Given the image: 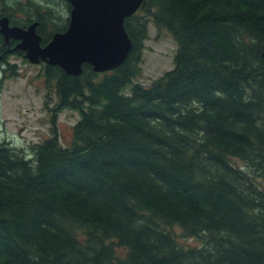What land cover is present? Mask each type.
<instances>
[{
    "label": "trees",
    "instance_id": "16d2710c",
    "mask_svg": "<svg viewBox=\"0 0 264 264\" xmlns=\"http://www.w3.org/2000/svg\"><path fill=\"white\" fill-rule=\"evenodd\" d=\"M47 8L0 0V19L39 21L45 45L69 23ZM150 16L177 41L175 65L126 94ZM125 27L116 69L42 63L52 135L32 157L0 143V264H264V0H144ZM3 52L25 57L1 39ZM64 109L81 114L67 147Z\"/></svg>",
    "mask_w": 264,
    "mask_h": 264
},
{
    "label": "rangeland",
    "instance_id": "374dc122",
    "mask_svg": "<svg viewBox=\"0 0 264 264\" xmlns=\"http://www.w3.org/2000/svg\"><path fill=\"white\" fill-rule=\"evenodd\" d=\"M25 1V0H24ZM41 3L45 10L47 5L53 10V17L67 19L70 16L64 0H33ZM22 8L27 10V6ZM20 13H24L23 10ZM22 16V15H21ZM147 24V38L144 40L141 57V74L125 88L131 92L132 85L143 83L150 85L154 79L171 70L175 65L178 43L167 29L159 30L152 16ZM0 35V41H1ZM8 63L0 61V143L7 142L17 150L32 157V146L43 142L52 135V118L57 99L52 88V100L45 105L49 91L46 88L42 64H33L26 57L10 53ZM17 71V75L13 72ZM80 111L64 109L57 115L61 144L70 146L73 140L74 125L80 119ZM245 167L242 160H235ZM177 238L188 245L200 244L198 238L183 236L179 227L173 229Z\"/></svg>",
    "mask_w": 264,
    "mask_h": 264
},
{
    "label": "water",
    "instance_id": "95a60500",
    "mask_svg": "<svg viewBox=\"0 0 264 264\" xmlns=\"http://www.w3.org/2000/svg\"><path fill=\"white\" fill-rule=\"evenodd\" d=\"M71 5L70 20L65 31L55 32L45 45L37 28L0 19V34L6 41L17 40L11 51L22 50L33 64L58 65L69 75H80L83 64L95 72H107L121 66L133 42L126 30L125 19L133 15L144 0H67ZM264 59V51L262 53ZM2 58V54L0 55Z\"/></svg>",
    "mask_w": 264,
    "mask_h": 264
},
{
    "label": "flooded vegetation",
    "instance_id": "af4514ba",
    "mask_svg": "<svg viewBox=\"0 0 264 264\" xmlns=\"http://www.w3.org/2000/svg\"><path fill=\"white\" fill-rule=\"evenodd\" d=\"M2 39H3V38H2ZM10 39H11V40L5 42L9 48H10V46H11L10 43H11V41L13 40V38H10ZM16 42H17V41H16ZM4 53H5V52L0 53V55L2 54V58H3Z\"/></svg>",
    "mask_w": 264,
    "mask_h": 264
}]
</instances>
